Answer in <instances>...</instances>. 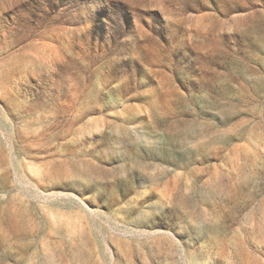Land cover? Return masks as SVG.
<instances>
[{"label": "rangeland", "instance_id": "1", "mask_svg": "<svg viewBox=\"0 0 264 264\" xmlns=\"http://www.w3.org/2000/svg\"><path fill=\"white\" fill-rule=\"evenodd\" d=\"M0 264H264V0H0Z\"/></svg>", "mask_w": 264, "mask_h": 264}]
</instances>
